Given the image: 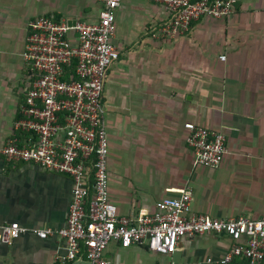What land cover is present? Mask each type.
<instances>
[{"label": "crops", "instance_id": "1", "mask_svg": "<svg viewBox=\"0 0 264 264\" xmlns=\"http://www.w3.org/2000/svg\"><path fill=\"white\" fill-rule=\"evenodd\" d=\"M102 0H0V146L14 134L23 92L27 24L40 15L98 20ZM151 0H122L112 38L120 56L107 70L103 121L109 139V189L121 215L156 212L157 202L190 188L194 213L216 218L264 217V0H239L233 14L203 17L189 31L161 32L171 18ZM227 55L225 61L220 55ZM20 114V113H19ZM225 133L217 168L196 165L185 123ZM70 176L0 154V226L19 223L0 239V264H64L72 202ZM51 229L46 238L36 230ZM246 241V237L243 238ZM234 239L212 232L182 237L173 254L142 241L110 242V264H221ZM211 259V261H208ZM228 264H249L234 257Z\"/></svg>", "mask_w": 264, "mask_h": 264}, {"label": "built area", "instance_id": "2", "mask_svg": "<svg viewBox=\"0 0 264 264\" xmlns=\"http://www.w3.org/2000/svg\"><path fill=\"white\" fill-rule=\"evenodd\" d=\"M102 1L99 18L93 22L76 19L71 23L52 15L28 22L22 56L29 81L20 116L14 122L24 136L13 135L0 146V154L9 162H34L71 177L72 202L66 225L58 230L68 243V251L59 259L64 264H110L105 252L112 241L121 247L145 241L150 250L169 255L178 249L182 237L218 232L235 241L221 264L234 257L264 264V217L220 219L194 213L190 188L180 196L158 201L156 212L119 214L109 189L103 91L107 70L120 56L112 38L116 9L122 0ZM151 1L173 13L161 32L174 35L189 31L192 23L203 17L233 14L239 0ZM219 58L225 61L227 55ZM184 126L196 165L219 167L227 150L225 133L191 121ZM22 231L17 222L0 226V239L10 243ZM36 232L46 238L52 230Z\"/></svg>", "mask_w": 264, "mask_h": 264}, {"label": "trees", "instance_id": "3", "mask_svg": "<svg viewBox=\"0 0 264 264\" xmlns=\"http://www.w3.org/2000/svg\"><path fill=\"white\" fill-rule=\"evenodd\" d=\"M55 17V16H54ZM56 19H60L59 17H55ZM23 102H24V99L22 100ZM20 112H18V114H17V118L20 116V114H19ZM13 135H18V136H21V137H23L24 136V134L23 133H21V131H19L18 129H16L15 128V132H14V134Z\"/></svg>", "mask_w": 264, "mask_h": 264}, {"label": "rangeland", "instance_id": "4", "mask_svg": "<svg viewBox=\"0 0 264 264\" xmlns=\"http://www.w3.org/2000/svg\"><path fill=\"white\" fill-rule=\"evenodd\" d=\"M28 72H29V69H27L26 75H28ZM25 97H26V91L23 92L22 100L25 99Z\"/></svg>", "mask_w": 264, "mask_h": 264}, {"label": "water", "instance_id": "5", "mask_svg": "<svg viewBox=\"0 0 264 264\" xmlns=\"http://www.w3.org/2000/svg\"><path fill=\"white\" fill-rule=\"evenodd\" d=\"M71 23H74V21H72Z\"/></svg>", "mask_w": 264, "mask_h": 264}]
</instances>
